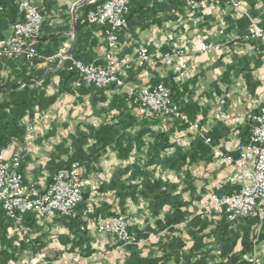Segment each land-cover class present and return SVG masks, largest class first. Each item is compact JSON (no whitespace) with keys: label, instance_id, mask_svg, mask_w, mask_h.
Masks as SVG:
<instances>
[{"label":"crops","instance_id":"crops-1","mask_svg":"<svg viewBox=\"0 0 264 264\" xmlns=\"http://www.w3.org/2000/svg\"><path fill=\"white\" fill-rule=\"evenodd\" d=\"M31 1L44 16L42 58L34 62L0 59V101H19L24 96L39 99L46 107L50 100L44 110L36 108L32 118L25 119V125L36 127L33 142L38 154L24 155L20 168L24 181L43 193L60 164L73 154L76 133L91 134L83 151L86 156L95 153L82 163V178L88 184L78 210L82 212L91 205L100 211L95 214L106 218L117 213L133 218L130 229L143 242L121 247L112 237L98 234L91 224H71L64 222L63 216L47 218L29 213L24 223L32 229V240L23 242L30 246L11 264H28L39 253L46 254L47 264H226L230 260L232 264H244L251 251L243 244L250 235L243 221L226 230L224 215L198 217L210 207V193L219 194L217 185L232 174L233 168L215 156L203 158L197 152L183 172L163 161V157L175 156L174 149L154 159L150 144L158 135H167L185 150L183 153L207 143L195 140L196 135L173 119L165 123L139 121L124 97L126 88L101 92L89 91L91 87L86 85L74 88L77 78L72 81L63 71L69 63L60 69L47 60L63 48L75 58L71 50L76 42V24L85 22L89 0ZM155 1L166 0H135L131 11L133 32L120 41V53L133 56L138 46L149 45L152 39L162 42L165 51L181 46L194 49L189 77L175 88L173 102L193 122L200 121L206 127L214 151L236 158V150L251 135L254 113L264 106L261 42L247 38L249 19L239 18L226 0H209L190 12L183 5L180 20L162 23L153 22L165 14L159 12V5L147 7ZM237 1L264 25V0ZM8 7L9 17L6 12L0 13V40L10 34L11 22L20 18L16 7ZM91 26V38L85 45L87 58L103 66L107 50L104 27L93 25L97 31ZM200 42L216 48L202 53L198 50ZM88 59L77 60L85 63ZM166 80L175 82L174 68L158 64L139 70L127 84L157 86ZM101 129L102 135L95 137ZM22 142L10 143L5 148L7 155L19 151ZM9 233L22 241L13 227H9ZM253 251L264 258V236Z\"/></svg>","mask_w":264,"mask_h":264},{"label":"built area","instance_id":"built-area-1","mask_svg":"<svg viewBox=\"0 0 264 264\" xmlns=\"http://www.w3.org/2000/svg\"><path fill=\"white\" fill-rule=\"evenodd\" d=\"M96 1L89 0L87 3L95 4ZM208 1L181 0L188 8H195ZM226 1L239 18L244 16L249 18L247 38L260 41L264 52V25H261L258 19L251 18L239 1ZM130 2L131 0H105L86 14V21L89 24L104 27L107 43L105 65L86 64L76 60L67 48L61 49L50 61L58 60L59 66L69 62V70L77 74V80L74 82L76 87L86 85L104 89L115 85L126 88L130 107L140 119L152 122L159 120L166 122L173 119L187 125V130L192 134L194 132V135L206 133L207 129L200 121H191L189 116L173 102L169 86L127 84L128 74L132 70L155 67L158 64L173 67L175 81L181 82L189 77V64L195 53L194 49L182 46L165 51L162 42L152 39L149 45L138 46L133 56H121L119 33L128 27L126 17ZM0 11L4 12L1 1ZM18 11L23 20L11 25L10 34L0 40V59L33 61L39 57L37 45L44 24V16L31 0H19ZM199 45L198 50L202 53L216 48L213 44L204 42H200ZM45 118L47 119L48 115H45ZM35 129V125L28 126L19 151H13L8 156V149L0 150V206L7 217L13 221V228L18 231L21 240L25 243H30L32 240V229L24 223V216L31 213L38 217L53 218L59 215L84 221H88L90 216V222L98 234L114 237L117 244L135 243L136 236L131 235L127 230L133 224L128 217L115 215L106 218L98 215L91 218L95 211L91 205L79 212L78 207L84 201L83 191L88 184V181L82 178L81 162H75L56 172L51 184L43 193H38L26 185L20 168L24 155L38 154L33 142ZM206 141L209 143L210 139ZM236 151L238 152L236 158L220 151L216 152V158L233 168L232 174L224 177L217 185L218 188L228 186L237 188L231 194L212 193L209 213L225 209L231 221L254 217L261 224L264 222V106L253 115L249 142L241 144ZM46 258L45 253H39L30 259L28 264H47ZM63 259L67 260L68 257L64 255Z\"/></svg>","mask_w":264,"mask_h":264},{"label":"trees","instance_id":"trees-1","mask_svg":"<svg viewBox=\"0 0 264 264\" xmlns=\"http://www.w3.org/2000/svg\"><path fill=\"white\" fill-rule=\"evenodd\" d=\"M0 1H1V6L3 7V11L6 12L8 17L10 16V12H11V10H9V7H8L9 5L13 6L14 9L16 7V11H18L19 0H0ZM104 1L105 0H97L95 4H89V10L93 9L96 5L102 4ZM154 5H159V12L162 11L163 13H165L163 16L158 17V19L153 20L154 23L156 22L162 23L163 21L169 22V21L180 20L179 19L180 11L181 9H183V5L186 6L183 2H181V0H166V1H163L162 3H158L157 1H155L152 5H147V7L149 9H152ZM176 6H178V8H176ZM201 6L202 4H200L199 6L195 8H188V7L187 8L189 9V12H190L193 9H196ZM133 7H135V0H131L129 4V12L126 17L128 21V27L119 33V45H120V41L122 40L125 34L127 35L128 33L133 32L134 23L131 17L132 15L131 11ZM246 18H247L246 16L241 17V19H246ZM22 20H23L22 16L20 15V18L14 22L12 21L11 25L17 22H21ZM249 25L250 23H248V32H249ZM88 26H90V24L86 20L83 24H80L79 22L76 24V42H75L74 48L71 50V53L75 56L76 60L77 59L82 60L83 58L88 59L87 58L88 50L85 48V45L87 44L88 40L91 38V32L88 30ZM93 28H96V26L92 25L91 29ZM96 29L97 31H99L98 28ZM104 42L106 43L105 37H104ZM40 44H41V36H40V39L37 45V48L39 51V57L35 58L33 61L26 60L27 62H34L42 58L41 53H40ZM120 55L122 56L123 54L120 53ZM7 61H11V60H7ZM84 61L86 64L87 63L93 64L92 59H88ZM69 66H70V63L63 71L68 74L70 80L74 81L77 78V74L75 72L70 71ZM141 69H145V67L132 70V72L128 74V80L134 79L135 74H137L139 70ZM28 84L29 83L27 82V84H25L24 87L26 88ZM162 84L169 86L171 88L172 98H173V93L175 91V88L176 87L179 88L183 85L182 82L180 81L174 82V81H167V80L164 81ZM90 87L91 88L88 89L89 91L101 92L105 90V89L96 88L94 86H90ZM151 87H154V86H151ZM109 88L117 89V87L113 85L107 87L106 89H109ZM124 97L125 99H127L129 108H131L130 99L128 95H124ZM49 104H50V100L48 104L46 105L48 106ZM46 107L44 106V104L41 103L39 99L33 100L31 97L28 99L24 96H21L19 101L11 100L10 98H7V99L5 98L4 101L1 99L0 101V150L7 148L8 145L12 143L13 141H22V139H24L23 137L25 136L27 132V128L29 126V125H25V119L28 117L32 118V113L34 109L39 108V110L41 111V110H44ZM126 108H127L126 110L128 111L129 109L127 106ZM181 125L187 128V125H184V124H181ZM102 133H103V129L95 132V137L98 138L100 135H102ZM164 135L165 134H163L162 136L158 135L157 141L154 144H150L152 145V150H151L152 157H154V159H158L159 155L161 156L162 153L166 152L169 149H174L173 155L175 154V156L163 157V161L170 164L172 167L177 166L178 169L179 170L182 169L183 172H186V167L188 166V163H191L193 160H195V155L197 154V152L201 153L203 155V158H206V156L212 157L216 155V151H214L212 148L213 143H212L211 138H210L211 143H209V145L205 144L203 147H200L199 149L198 147H192L189 150V152L183 153V151L185 150L180 149V147L177 146L176 143L170 141L167 135L165 136ZM159 136L161 137V139ZM90 137H92L91 134H85L83 132L76 133V138L74 142L72 143V149H71L73 151V154L67 159L66 163L60 164L57 172L63 168L71 166L75 162L84 163L86 159H89L92 155H94L95 152L92 154H88V156H86V154L83 151V146L88 142V138ZM195 137H196L195 140L200 138V139H204L205 142H206V139L208 138L207 132L202 135H196ZM250 138H251V135L247 139V142H249ZM201 144H204V143H201ZM233 188L232 186L225 187V189L222 188V190L220 189L219 194H231L237 187H233ZM84 200H85V197H84ZM95 212L100 213V211L95 210L91 218L98 216L97 214H95ZM223 218H225L226 220V223H224V225L226 226L225 227L226 230L234 226L230 221H228L227 217H223ZM62 220L64 222L71 223V224H84L86 226L88 224L87 221H84V220L82 221L81 219L64 217ZM242 221L245 224V229H247V232L249 230V234H250L249 239H248V236L246 239H243V244L246 246V249L248 251H252L255 247V243L257 242L256 236H259L260 238L258 240V243L264 236V222L260 224L258 220L255 218L245 219ZM9 227L11 228L13 227V221L7 217L3 208L0 206V264H11L17 261L18 258H16V256L30 246L29 244H25L23 241L16 240L14 236L9 233ZM256 227H258V230ZM256 230L259 231L258 234H256ZM35 240L37 241V239ZM226 264H232V261L230 260L228 261V263L226 262ZM244 264L246 263L244 262Z\"/></svg>","mask_w":264,"mask_h":264},{"label":"rangeland","instance_id":"rangeland-1","mask_svg":"<svg viewBox=\"0 0 264 264\" xmlns=\"http://www.w3.org/2000/svg\"><path fill=\"white\" fill-rule=\"evenodd\" d=\"M251 18H253V17H251ZM249 19V18H248ZM249 23H250V21H249ZM91 25V24H90ZM100 26V25H99ZM104 32V31H103ZM51 58H49L47 61L48 62H52V63H54L55 64V66L57 67V68H60V69H63V67L65 66V64L66 63H69V62H66V63H64L62 66H59V61L58 60H55V61H49ZM113 86H115V85H113ZM73 87L74 88H79V87H76L75 85H74V82H73ZM117 88H119V87H117ZM104 89H106V88H104ZM172 100H173V98H172ZM175 103V102H174ZM179 108H181L180 106H178ZM132 111V114H133V116L134 117H136L139 121H149V122H152V121H150V120H146V119H140L139 117H137L135 114H134V111L133 110H131ZM45 115H48V114H45ZM177 121V120H176ZM155 122H162V123H165V122H163V121H161V120H159V121H155ZM179 122V121H178ZM33 126V125H32ZM189 133H191L192 134V132H190V131H188ZM26 135V134H25ZM192 135H194V132H193V134ZM25 137V136H24ZM208 139V138H207ZM206 139V140H207ZM24 140V139H23ZM23 143V142H22ZM206 143L207 144H209V143H211V142H207L206 141ZM215 193V192H214ZM212 193H210V195H211ZM209 199H210V197H209ZM210 203H211V199H210ZM148 207V206H147ZM95 208V207H94ZM211 209V206L210 207H207V208H205V209H203V211H202V213H200L199 215H198V217H214V216H218V215H224L225 217H227V219H228V221H230L233 225H235V224H237V223H239V222H241L242 220H245V219H251V218H254V217H247V218H239V219H237V220H235V221H231L230 219H229V217H228V213L226 212V210L225 209H223L222 211H212L211 213H209V210ZM96 210V209H95ZM115 215H122V214H120V213H117V214H115ZM114 215V216H115ZM111 217H113V216H111ZM108 218H110V217H108ZM128 219H131L132 220V223H133V218H130V217H128ZM255 219H257V218H255ZM82 220V219H81ZM258 220V219H257ZM258 222H259V220H258ZM88 224H91V222H90V216L88 217ZM92 225V224H91ZM131 225H133V224H131ZM259 226H261V225H259ZM93 227H94V225H93ZM131 227H129L127 230H128V232L132 235H134V236H136V241H135V243H133V244H120V243H118V246H121V247H127V246H138V245H140L142 242H143V239H141L140 237H138L134 232H132V230L130 229ZM257 228V230H258V227H256ZM256 230V234H258L259 233V231H257ZM210 235H213L212 234V232H210ZM113 239L115 240V238L113 237ZM260 238H259V236H256V240H257V242L255 243V246L258 244V240H259ZM116 242H117V240H115ZM246 262V264H252L253 262H255V263H253V264H264V258L263 257H260V256H258V255H255V253H254V251L252 250L251 251V254H250V257H248L247 258V260L245 261ZM121 264H124V262H122Z\"/></svg>","mask_w":264,"mask_h":264},{"label":"bare ground","instance_id":"bare-ground-1","mask_svg":"<svg viewBox=\"0 0 264 264\" xmlns=\"http://www.w3.org/2000/svg\"><path fill=\"white\" fill-rule=\"evenodd\" d=\"M21 172V171H20ZM22 174V173H21Z\"/></svg>","mask_w":264,"mask_h":264}]
</instances>
